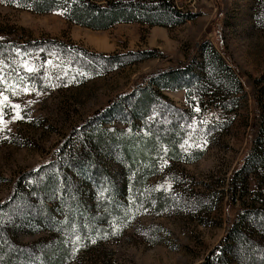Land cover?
I'll use <instances>...</instances> for the list:
<instances>
[{
	"label": "rangeland",
	"instance_id": "1",
	"mask_svg": "<svg viewBox=\"0 0 264 264\" xmlns=\"http://www.w3.org/2000/svg\"><path fill=\"white\" fill-rule=\"evenodd\" d=\"M107 1L120 0H93ZM171 1L180 10L195 13V17L170 27L126 22L93 29L69 22L59 11L35 13L0 2V38L15 39L20 44L33 40L47 42L39 48H30L22 61L46 79L44 88L23 82L21 77L11 81L0 71L4 82L7 81L0 90V204L8 200L18 180L19 192L23 190L24 173L39 170L44 161L59 160L56 167L66 176L64 197L82 208L74 212L75 208L71 207L70 229L58 236L49 229L60 227L62 209L67 207V203L62 209L58 205V182L53 179L40 194L37 189L23 192L0 210L4 222L9 224L21 218L30 221L27 227L14 232L21 244L39 252L62 243L67 254L61 264H214L209 251L224 237L241 202L264 208V176H247L246 193L242 197H237L239 190L235 195L228 190V178L252 141L247 127L255 106L251 94L264 99V0ZM216 38L222 41V54L217 51ZM50 41L63 42L65 47ZM82 48L106 55L151 49L155 53L147 59L96 73L99 68L90 69L88 62L83 66L75 64L73 52ZM211 49L236 76L237 85L229 84L225 71L210 56ZM210 60L215 71L206 75L208 83H200L199 97H192L196 103L201 99L200 107H190L183 89L160 90V95L172 106L189 111L186 130L203 140L205 152L193 161L162 163L151 182L165 185L170 192L168 200L157 211L153 205L140 208L141 212L129 218L120 233L109 222L112 217L104 215L113 206L101 194L105 179L110 177L116 188L114 197H123L120 167L108 156L115 149L106 145V141L80 143V147L87 145L95 154L93 158L82 159L93 162L99 176L93 182L89 174L66 169L63 157H59V146L65 141L78 144L87 129L81 124L113 99L142 87L149 73ZM63 76L73 78L63 81ZM24 88L29 91H23ZM4 96L8 97L6 101ZM101 115L91 119L90 129L98 124L107 126L110 121L115 123L119 116L114 111ZM206 120L213 125H208L204 132L200 124ZM115 126L120 128V122ZM49 168L54 166H45L43 174H51ZM238 182L234 180L232 186H238ZM43 201L50 208L48 212L42 208ZM101 204H107L105 210ZM40 208L50 225H46V219L43 221ZM84 209L95 219L97 216L98 226L92 230L88 223L75 228L82 222L81 217L84 219ZM261 254L260 251L256 255ZM231 262L237 264L236 260Z\"/></svg>",
	"mask_w": 264,
	"mask_h": 264
},
{
	"label": "trees",
	"instance_id": "2",
	"mask_svg": "<svg viewBox=\"0 0 264 264\" xmlns=\"http://www.w3.org/2000/svg\"><path fill=\"white\" fill-rule=\"evenodd\" d=\"M0 2L35 13L59 11L69 22L93 29H105L114 24L126 22L170 27L195 17V13L180 10L171 0H120L105 3H96L93 0H0ZM43 43L47 44L41 40L20 44L15 39L0 38V68L9 80L15 81V78L21 77L23 82L38 88L46 86V79L39 72H28L22 63L30 48H39ZM50 43L61 48L65 47L63 42L50 41ZM205 43L208 45L207 40ZM216 44L217 51L221 53L222 41L216 38ZM154 53L155 51L151 49L106 55L88 52L82 48L80 51L73 52V56L77 66H83L85 62H88L90 69L99 68L96 73H101L147 59ZM209 53L213 60L218 62V68L225 71L229 84L237 85L236 76L222 62L220 55L214 49H211ZM214 71V65L210 60L208 63L187 62L151 72L146 76V83L142 87L130 89L124 96H120L118 100L113 99L105 108L91 117V119H97V117L103 116L102 113L106 115V112L114 111L119 114L115 123L111 124L110 121L106 123L107 126L98 124L90 129L92 123L89 119L81 124V126H87V129L84 130L78 144H68L65 141L59 146V157H63L66 169L89 174L93 182L99 179L93 162L88 160L82 162V159L93 158L95 154L87 149V145L82 146L83 148L80 147V143L92 141L98 144V142L106 141V145L109 144V147L115 149L116 152H113V155L109 153L108 156H111L109 158L116 161L120 167L118 174H120V191H122L123 197L120 196V199L114 197L116 188L110 177L105 179L106 186L101 188V194H104L108 198V203L113 206L110 210L105 211L104 215L112 217L109 222L111 221L120 233L129 218L141 212L140 208L146 209L153 205L157 211L163 207L164 201L168 200L170 192L165 188V185L160 181L151 182V177L157 175L162 163L165 161H193L200 158L205 152L206 146L202 142L203 140L197 134L191 136L186 130L189 111L172 106L170 101H166L160 95V90L183 89L187 101L191 103L190 107L193 105L200 107L201 99L198 98V103H196V98L192 99V97L193 95L199 97L197 93L202 87L200 83H208L206 75H212ZM66 77L68 78L64 79L63 76V81H71L73 78ZM6 82H0V90L7 85ZM251 95L255 106L250 114L247 127L248 133L252 135V141L240 164L228 178V190L232 191L234 195L239 190L240 194L237 197H242V194L246 193L247 176L251 174L264 176V99H257L253 94ZM117 121L120 122V128L115 126ZM210 124L212 122L206 120L204 124H200L201 130L205 132ZM200 133L202 135L201 131ZM94 139L98 141L96 142ZM58 161L51 163L44 161L40 164L39 170L31 169L24 173L21 176V181L23 179L26 181L23 190L19 192L18 180L13 185L8 200L0 204V210L6 207L10 201L20 197L25 191L32 192L37 189L39 194L43 189L46 191L47 185L50 186L54 179L59 186L58 205L62 209L67 203V207L62 209L63 219L60 227L58 229L48 228L59 234L58 236L66 233L73 222L71 207L75 208L74 212L77 208L79 211L82 208L74 201H67V196L64 197L66 176L56 167L60 163ZM47 165L54 166V168H49L52 173L45 175L43 174L44 167ZM41 176L42 178L38 179ZM234 180L239 181L238 189V186H232ZM241 204L235 220L226 228L224 237L209 251V256L214 264H230L232 260H236L237 264H258L259 262L264 264V208L253 206L245 201H242ZM105 206L107 204L102 205L104 210ZM42 208L44 212L50 210L44 201ZM83 211L84 219L81 217L82 222L75 225V228L78 229L82 223H88V227H92L90 230L98 226L97 216L95 219V216L87 209ZM41 212L43 213L42 210ZM42 215L43 221L45 219L47 221L46 225H50L47 216L44 213ZM4 221L0 214V264H61L64 261L63 258L67 252L62 243L52 247L51 250L43 248L36 252L33 248L23 245L15 239L14 232L30 224L27 218H21L20 221L13 224ZM55 221L58 223L57 220ZM260 251L262 254L258 257L256 254H259ZM49 253H51L50 256Z\"/></svg>",
	"mask_w": 264,
	"mask_h": 264
},
{
	"label": "snow or ice",
	"instance_id": "3",
	"mask_svg": "<svg viewBox=\"0 0 264 264\" xmlns=\"http://www.w3.org/2000/svg\"><path fill=\"white\" fill-rule=\"evenodd\" d=\"M24 66H25V68H26V70L28 72L35 71L34 68L29 67L27 64H25ZM0 71H2V68H0ZM3 81H4V77L3 76H0V82H3ZM23 91L27 92V91H29V89L28 88H24ZM3 99L6 101L8 99V97L7 96H4ZM15 107L18 108L19 105H16Z\"/></svg>",
	"mask_w": 264,
	"mask_h": 264
}]
</instances>
